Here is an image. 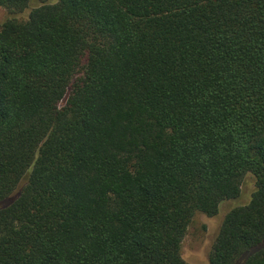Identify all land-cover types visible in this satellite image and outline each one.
Segmentation results:
<instances>
[{
    "label": "trees",
    "instance_id": "trees-1",
    "mask_svg": "<svg viewBox=\"0 0 264 264\" xmlns=\"http://www.w3.org/2000/svg\"><path fill=\"white\" fill-rule=\"evenodd\" d=\"M33 0H0L15 13ZM0 24V264H264V0H40Z\"/></svg>",
    "mask_w": 264,
    "mask_h": 264
},
{
    "label": "rangeland",
    "instance_id": "rangeland-1",
    "mask_svg": "<svg viewBox=\"0 0 264 264\" xmlns=\"http://www.w3.org/2000/svg\"><path fill=\"white\" fill-rule=\"evenodd\" d=\"M54 1V0H50ZM41 4L40 0H33L30 8L20 12L11 13L0 6V24L9 17L18 20L27 18L33 6ZM253 188L252 177L246 175L241 185V193L236 199L226 200L221 203L219 212L214 216H207L204 213L196 212L187 226L185 236L181 244L182 258L192 264H205L210 245L219 229L225 213L236 203H244L247 200L248 192Z\"/></svg>",
    "mask_w": 264,
    "mask_h": 264
}]
</instances>
